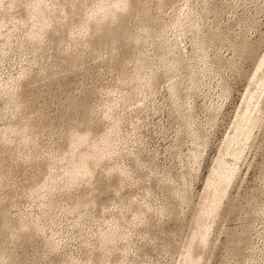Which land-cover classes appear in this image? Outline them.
Instances as JSON below:
<instances>
[{"label":"rangeland","instance_id":"obj_1","mask_svg":"<svg viewBox=\"0 0 264 264\" xmlns=\"http://www.w3.org/2000/svg\"><path fill=\"white\" fill-rule=\"evenodd\" d=\"M263 54L264 0H0V264H264Z\"/></svg>","mask_w":264,"mask_h":264},{"label":"bare ground","instance_id":"obj_2","mask_svg":"<svg viewBox=\"0 0 264 264\" xmlns=\"http://www.w3.org/2000/svg\"><path fill=\"white\" fill-rule=\"evenodd\" d=\"M116 7H117L118 10L122 11L125 8H128V5H127L126 2H123L121 5H118ZM107 10H108V7H103V10H102L103 15H104V12H106ZM102 12H101L100 15H102ZM257 62L258 63L256 65L255 72H254V74L252 76V79H251L252 80V84L253 83L256 84V88L251 86L250 89L248 90V92H247V94L245 96V107L243 108L241 116H240V120L242 118V123L236 125L235 129L237 131L236 132L237 134L236 135L234 134L232 137H230L229 140H228V143L231 140H233V141H236V143L243 142V145H245L247 143V141L251 139L250 126H252V125H250V124H251L252 120L256 117L257 112L259 111V108L261 106V103L264 101V54L261 56V58ZM242 116H244V117H242ZM80 139L82 141V138H80ZM72 148H73V150L77 151L76 153H78L81 156V160L80 161H82V159H83L82 151H80L76 147V145H74ZM236 148L237 147H235L234 150H236ZM230 149H231L230 145L228 146V144H227V150L229 151ZM241 149H243V148H241ZM240 152H241V150H240ZM235 157L237 158V156H235ZM83 161H82V163H80L81 165H80L79 169H83V171H82L83 175H85V176H89L90 175L91 176V170L89 169L87 164L83 163ZM221 161L223 162V159ZM225 169L227 171V174H225V176H224L225 184H222L221 186H218L219 190H217L216 187H215V189L213 191L211 189H208V188L205 189V192L206 191L207 192H206L205 196L203 195V197H202L203 203H202V206L200 207V210L202 209V207H203L204 210H207V208L210 207L209 211L211 213L214 209H218L219 208V207L215 208V206L219 203L218 202L219 199L225 197V190H226L227 186L230 184L231 179H232L231 175L233 174V173L231 174V170L232 169H229L228 167H226ZM232 177H233V175H232ZM216 197H218L219 199H216ZM212 203H214V204H212ZM220 209H221V207L219 208V211H220ZM215 216H213L212 219H209L206 216H204L202 211H200V214L194 220V223H193L194 224V230L191 233V236H192L191 243L194 244V245L192 246L191 243L188 244L187 245L188 249L192 250L193 248H196L199 244L201 245V243H200L201 239L202 240L206 239L207 232L210 229L211 225L215 221ZM201 227H205L204 230ZM198 249L201 251V255H203L204 250H205V246L201 245V246H199ZM190 264H199V260H195L194 259V260L191 261Z\"/></svg>","mask_w":264,"mask_h":264}]
</instances>
